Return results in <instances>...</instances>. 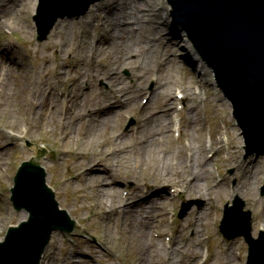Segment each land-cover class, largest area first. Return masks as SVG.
I'll return each instance as SVG.
<instances>
[{
    "label": "rangeland",
    "instance_id": "374dc122",
    "mask_svg": "<svg viewBox=\"0 0 264 264\" xmlns=\"http://www.w3.org/2000/svg\"><path fill=\"white\" fill-rule=\"evenodd\" d=\"M37 3L0 0V239L11 224L29 216L26 210L14 209L10 188L19 165L32 157L45 167L60 207L81 225L73 234L54 232L41 264H137L136 248L144 231L154 240L153 245L147 240L148 247L157 254L152 259L148 252L151 264L167 259L174 264H221L217 257L221 244L246 243L243 237L225 238L219 229L226 203L236 197L251 211L252 233L259 237L264 232V202L256 209L254 200L264 199V178L258 180L264 152L245 157L246 142L230 102L203 57L188 47L185 31L174 25L166 0L96 2L84 16L59 19L43 42L37 40L32 19ZM127 5L144 18L129 15L124 23L119 12ZM25 85L36 89L32 99L38 105L27 103L23 117L17 106ZM161 89L173 101L167 123L157 113L166 103V97L156 96ZM188 105L199 108L197 121H189ZM48 107L53 115L43 125L42 110ZM132 120L136 122L127 130ZM68 121L73 122L70 129L57 133ZM226 131L228 147L223 140ZM199 134L201 151L195 148L201 144ZM211 134L223 147L220 153L210 149ZM107 138L119 152L106 145L109 162L93 163L102 183H85L86 167L73 168L91 158ZM27 139L49 152L39 157L40 150L29 147ZM231 155L253 160L255 168L260 166L257 174H251V167L249 173L239 172ZM181 158L187 168L183 173ZM197 168L203 172L201 186L186 188L183 179ZM169 171L178 186L166 178ZM210 176L225 193L216 201L198 192L212 182ZM249 178L254 197L237 191ZM159 192L164 197L155 199ZM134 195L138 204L132 202ZM190 199L199 202L179 219L182 202ZM150 215L154 221L141 224ZM248 251L247 243L236 249L238 264H247Z\"/></svg>",
    "mask_w": 264,
    "mask_h": 264
},
{
    "label": "water",
    "instance_id": "95a60500",
    "mask_svg": "<svg viewBox=\"0 0 264 264\" xmlns=\"http://www.w3.org/2000/svg\"><path fill=\"white\" fill-rule=\"evenodd\" d=\"M97 1L100 0H39L34 16L38 40L48 37L58 19L79 17ZM168 3L174 22L187 32L233 105L247 145L245 157L264 152V0H168ZM15 183L14 206L29 211L30 217L12 226L5 241L0 242V264H40L51 233L55 230L71 233L77 224L67 210L60 209L53 189L47 184L44 168L32 162L23 163ZM195 202L184 205L180 216ZM236 207H227L221 229L229 238L245 235L252 245L250 263L264 264V245L261 247L251 238L250 212L243 213L241 205L231 215ZM241 214H246V219ZM241 224L242 230L233 235Z\"/></svg>",
    "mask_w": 264,
    "mask_h": 264
},
{
    "label": "bare ground",
    "instance_id": "6f19581e",
    "mask_svg": "<svg viewBox=\"0 0 264 264\" xmlns=\"http://www.w3.org/2000/svg\"><path fill=\"white\" fill-rule=\"evenodd\" d=\"M135 9L132 8V10L128 9V5L126 6V8L124 9H120V12H119V15L122 16L123 18H125L123 21L124 23L127 22L126 20V16H129V15H133L132 17L135 16V18L137 20H140L142 18H144L143 16H139L137 14H133ZM151 21H153V19H150ZM118 21H121L120 19H118ZM143 21H148V20H143ZM181 28V27H180ZM182 29V28H181ZM184 31V29H182ZM111 32L114 34L115 31H112ZM181 33H183L182 31H180ZM186 35H187V32L185 31ZM183 35V34H182ZM184 36V35H183ZM188 36V35H187ZM185 38V37H184ZM186 42L187 44L190 46V49L192 50L193 49V46L191 44V42L186 39ZM111 78V81H114V77L113 76H110ZM39 91H43V88H41ZM156 96L160 97L161 99L165 98L166 97V100H165V104L161 107L162 110H160L158 113V118L159 119H164V123H167V121H169V118L168 115L169 113H171V110H170V106H172V102L171 101V98L168 97V95H166V92L164 89H161V90H157L156 91ZM23 93L24 95H22L19 103H18V106H17V114H19L20 116H23L24 117V108L26 106L27 103H29L32 107H36L38 105V101L37 100H34L32 99L36 93V89L34 87H30V86H24L23 87ZM97 96H95L96 98ZM169 98V99H168ZM192 100L193 98L190 97ZM132 98H130L131 100ZM85 102V101H84ZM45 104V101L42 100L41 101V105H44ZM188 113H187V117L189 119V121H197L198 120V117H197V114H198V111H199V108L196 107L195 105H188ZM51 108L48 107L47 108V111L45 110H42L43 112V115L45 117L44 119V122H43V125H48L47 123L49 122V118L53 115L51 114ZM6 112L9 113V110L6 109ZM73 122L72 121H68V122H64V123H61L58 130L56 131L58 133V131L60 132V134H63L64 132H66L67 130L70 129L71 127V124ZM13 124H16V123H12ZM163 131L162 133L164 134L165 132V127L162 128ZM199 141L201 142V138H202V134H199ZM157 139V137H156ZM226 144H225V147L227 146H230L231 144V139H230V136L228 135L227 133V138H226ZM202 144V145H201ZM201 144L199 143L198 145L195 146V148L199 149L200 151L203 149V143L201 142ZM109 146V147H112L114 148L115 144H114V141L111 140V139H106V140H103L101 146L99 149L95 150L92 155H91V158H84V160H82V162H76V165H75V168H73L74 171H77L79 170L82 166H85L86 170L83 174V177H82V180L86 183L87 181L89 182H99V183H102V180L99 176H95L94 174V169H95V165H93V163H98V161H105L106 163H108L109 159L110 158H107L104 156V152L107 151L104 149L105 146ZM117 148H114L113 151H116V152H119V150H116ZM210 149L211 150H216L218 153H220L222 150H223V147L221 145H219V140L218 138H212L211 140V145H210ZM76 154H79V153H76ZM102 159V160H100ZM205 161V160H204ZM230 161L237 167V170L239 172H242L243 174L245 173H249L251 170V174L254 175V174H257L260 166H264V160L262 163H260V166L255 168L254 167V161L253 160H249V161H243L241 158H238L237 156H233L231 155V158H230ZM206 164L209 163L208 160L205 161ZM181 164H183L184 166V169L182 170H179L180 173H183L185 171H187V168H185V163H184V160L183 158H181ZM263 164V165H262ZM251 167V170H249V168ZM206 172H208L206 169H205ZM202 169L201 168H197L196 170H193L192 173H190L191 177H187L186 180L183 179V183L186 181V188H189L191 185L192 187H199L201 186V177H202ZM171 174H172V171H169V176H166V178L168 179V181L172 182V184L174 186H178V181L177 180H173V179H170L171 177ZM209 175V173H208ZM262 178H264V170H263V173H261L260 175H258V180H261ZM210 179L212 180V182H209L207 186H202L201 189L198 191L199 194H201L202 196L206 197L208 200H211V201H216V198L218 197H221L223 196L225 193H221L220 191L222 190V188L219 189L218 186H221L219 184H214V179L211 178L210 176ZM220 183V181L218 182ZM100 185V184H98ZM251 188H252V185H251V181H250V178L248 180H245L244 182H242L240 184V186L238 187L237 191L239 194H242L245 193L247 195H249L250 197H254L255 196V192L251 191ZM106 194V192H103ZM163 192H159V194H157L156 198L155 199H158V195L159 197H164L162 195ZM221 194V195H220ZM127 199V197H125ZM137 197L134 195L133 196V204H138V201H137ZM120 202V201H119ZM263 202H264V199L263 198H255L254 200V207L256 209H261L263 207ZM127 203L126 202H122L121 204V211H125V204ZM209 205H211V202H209ZM207 211V210H206ZM145 213H147L145 211ZM205 214H208V212H203V215ZM154 218L155 216L154 215H150L149 217L141 220V224H145L146 226L149 225L151 222L154 221ZM262 221L257 219L255 220V223H257V226H260V223ZM143 232V231H142ZM149 236V234H148ZM146 234V232L144 231L143 234L140 236V242L136 248V250L138 251L139 253V258H138V262L137 264H151L150 261H148V252L150 254V257L152 259L156 258L157 257V254H156V250H152L148 247V241L149 240L150 242H152V245L154 244V240L153 239H149ZM243 245H240L239 242L237 240H234V241H231L229 244H221L220 247H218V250H217V257L219 258L221 264H238L236 262V249L238 247H242ZM189 260V259H187ZM162 264H174V262L171 260V259H167L165 260ZM188 264V263H187Z\"/></svg>",
    "mask_w": 264,
    "mask_h": 264
}]
</instances>
